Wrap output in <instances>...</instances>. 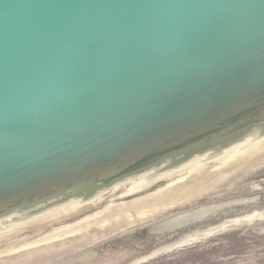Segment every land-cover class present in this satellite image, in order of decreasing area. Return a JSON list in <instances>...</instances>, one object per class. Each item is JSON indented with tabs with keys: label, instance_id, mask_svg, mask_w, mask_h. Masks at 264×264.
Returning <instances> with one entry per match:
<instances>
[{
	"label": "water",
	"instance_id": "water-1",
	"mask_svg": "<svg viewBox=\"0 0 264 264\" xmlns=\"http://www.w3.org/2000/svg\"><path fill=\"white\" fill-rule=\"evenodd\" d=\"M260 214L264 0H0V264Z\"/></svg>",
	"mask_w": 264,
	"mask_h": 264
},
{
	"label": "flooded vegetation",
	"instance_id": "flooded-vegetation-1",
	"mask_svg": "<svg viewBox=\"0 0 264 264\" xmlns=\"http://www.w3.org/2000/svg\"><path fill=\"white\" fill-rule=\"evenodd\" d=\"M174 214L166 218L176 217ZM182 221H170L176 225L171 227L165 226L170 223L168 221H155L147 222L144 228L115 230L111 234L116 240L103 242L96 249L100 255V264H187L191 261L193 263L189 264H201L197 251L188 250L195 249L196 244L201 243L203 239L190 244L184 241L189 238L193 240L196 233L200 234L215 227L216 223L223 222L220 220L214 223L213 217L210 221H188L186 225L181 224Z\"/></svg>",
	"mask_w": 264,
	"mask_h": 264
},
{
	"label": "rangeland",
	"instance_id": "rangeland-1",
	"mask_svg": "<svg viewBox=\"0 0 264 264\" xmlns=\"http://www.w3.org/2000/svg\"><path fill=\"white\" fill-rule=\"evenodd\" d=\"M210 235L188 250L197 251L201 264H264V214Z\"/></svg>",
	"mask_w": 264,
	"mask_h": 264
},
{
	"label": "bare ground",
	"instance_id": "bare-ground-1",
	"mask_svg": "<svg viewBox=\"0 0 264 264\" xmlns=\"http://www.w3.org/2000/svg\"><path fill=\"white\" fill-rule=\"evenodd\" d=\"M251 218V217H250ZM246 220V219H245ZM236 224H242V222H239V223H236ZM236 224H233V225H236ZM232 225H230V226H227V228L228 227H231ZM227 228H224V229H227ZM224 229H222V230H224ZM215 233V232H214ZM209 236H211V235H209ZM197 241V240H196Z\"/></svg>",
	"mask_w": 264,
	"mask_h": 264
}]
</instances>
